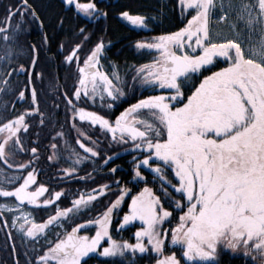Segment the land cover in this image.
Returning a JSON list of instances; mask_svg holds the SVG:
<instances>
[{"label": "snow or ice", "instance_id": "6c2138e0", "mask_svg": "<svg viewBox=\"0 0 264 264\" xmlns=\"http://www.w3.org/2000/svg\"><path fill=\"white\" fill-rule=\"evenodd\" d=\"M177 3L182 25L176 31L136 42L135 49L155 55L151 62L131 69L134 85L138 83L153 92L167 90V94L139 99L114 121L79 104L82 97L95 102L98 96L101 101L107 98V107L111 109L113 102L126 95L118 68H113L111 76L101 71L104 41L99 40L87 53H82L90 35L81 27L72 48L64 51V44L58 47L57 55L76 68L77 82L72 93L63 95L72 113L71 119L98 126L110 134L109 146L128 145L125 150L133 153L131 180L135 183L120 187L121 182L115 180L116 198L98 217L87 223L73 221L70 231L49 240L51 226L63 227L66 221L72 220L73 214L91 211L93 202L100 196L106 197L111 186L103 184L91 193L79 195L71 202L72 207H57L53 209L54 215L37 223L33 211L26 206L47 208L64 193L50 192L38 183L39 141H31L30 130L34 121L38 120L42 127L45 120L36 88H31L27 110L0 120V164L15 168L18 173L11 181L12 188H0V197L14 198L0 204V214H12L0 220V225L12 227L22 238L37 243L43 236L48 246L36 264H89L97 257L103 258L101 264H137L144 259H149L150 264L151 261L154 264H224L225 256L229 259L243 256L245 264L248 260L264 264V0H239L238 4L235 0H177ZM62 6L93 20L108 15L94 0H62ZM232 11H236V20L243 22L244 28L237 31L236 23L228 24V35L210 29V20L217 24L227 21ZM120 17L134 27H148L146 16L121 10ZM26 21L39 27L42 43L47 45L45 22L30 0H18L16 5L6 7V15L0 21V41L6 47L9 43L15 44L25 30ZM58 23L63 26L64 19L58 17ZM254 34L260 39L252 43ZM30 48L34 70L39 49L35 44ZM23 72L28 73V83L33 84L32 72L22 64L5 75L11 78L13 73ZM0 84L9 86V80L0 78ZM4 91L0 88V92ZM186 91L190 92L187 96ZM18 98L25 99L24 90L18 92ZM12 107L15 109V105ZM73 128L92 146L80 139L75 141L87 155L72 151L73 165L61 169L69 176L75 172L76 165L101 157L98 141L92 140L75 123ZM53 131L56 135L50 144L52 152L46 159L59 167L62 156L57 152V137L63 133L55 128ZM25 137L31 141L28 146H25ZM21 154L25 158L18 161L17 156ZM101 158L105 165L114 160L112 155ZM144 169L153 174V181L159 182L160 194L145 186L139 194L130 196L128 213L117 231L134 221H139L141 226L134 233V243L118 241L112 235L113 212L133 187L140 182L148 183L142 174ZM108 170L117 172L116 167ZM173 221L174 227L165 228ZM91 224L96 225L95 235H81V230Z\"/></svg>", "mask_w": 264, "mask_h": 264}, {"label": "flooded vegetation", "instance_id": "af4514ba", "mask_svg": "<svg viewBox=\"0 0 264 264\" xmlns=\"http://www.w3.org/2000/svg\"><path fill=\"white\" fill-rule=\"evenodd\" d=\"M99 1L101 3L106 2V4H109V0ZM160 2L164 3L166 7L165 9H167L166 11H170L171 15L175 16L174 24L170 26V28L163 30L161 33L153 34L150 28L140 29L134 27L129 22L123 20L120 17V14H114L115 18L113 19L118 24L122 23L129 30L136 31V29H140L139 31H137L140 32L139 34L130 36L136 38H129L127 40L122 39L121 42L123 43L122 45H120V41H111V39H109L108 37H90V41L85 44V47L82 49V53H87L89 49L94 47V45L102 39L106 45V49L104 52V58L101 59V71L108 73L110 76L114 67L118 68L120 72L121 69L117 63V60L130 51H133L135 56H140L141 54H143L142 60L140 61L139 65L151 62L152 57L153 55H155V53L148 54L146 53V51H138L134 47L135 43L138 41L148 40L159 35L167 34L172 31H176L182 25L181 10L177 3V0H160ZM235 2L238 4L239 0H235ZM17 3L18 0H0V21H3L4 16L6 15V7L8 5H16ZM30 3L40 12L42 19L45 22V32L47 33L49 42L47 45L42 43L41 30L35 23H31L29 21L25 22V30L18 36L15 44L9 43L6 47L4 42L0 41V57H4V59H0V78L9 80V86L0 84V88L5 89L4 92H0V120L12 118L17 112L27 110L30 105L31 88H36L40 112L43 114V119L45 120V124L42 127L39 125L38 120L34 121L33 127L30 130L32 133L31 141H39L40 159L38 161L37 171L41 174L38 176V183L44 185L45 187H48L50 192L54 193L55 191H61L64 193V195L59 201H55L47 208L41 207L39 209H32V206H26V209L33 211L34 219L36 218L34 214L35 211L47 209L49 212H51L49 213V216L54 215L55 213L53 209L57 207L61 209L72 207L71 202L74 199H78L79 195H82L84 193H91L93 189H98L103 184H108L111 186V190L107 192L106 197L100 196L98 200L93 202L94 207L90 206L91 211L82 210L84 212L83 215H85L86 217H90L91 219L77 222V224H79L98 217L104 210H106V208L110 205V202L114 201V199L116 198L115 194L118 191L117 186L114 183L115 180H119L121 182L120 187H131V184L135 183V181L131 180L133 153L131 151L125 150L129 147L128 145L121 146L111 144V146H109L111 142L110 134L104 133L99 129L98 126L91 127L87 124V122L81 123L78 119L76 121H73L71 119L72 113L67 109L66 103L63 99V95L65 92H67L68 94L72 93L73 87L77 82L76 68L74 65L69 66L64 63L63 56L57 55V52L60 44L65 45L64 51L72 48L74 46V42H77V37H72V35L69 33L72 27H61L58 23V19L56 20L54 17H52V13L54 4L57 3L58 7H60V9L62 10V15L65 13L70 14L71 18L67 17L66 21L72 22V20H74L77 22V18L79 17L80 21L83 22L82 27L86 29V27L90 26V28H92V24H94V26L96 25L97 31L103 30V24L108 18L100 17V19L93 20L85 18L82 15L78 16L74 12H70L67 8L63 7L62 0H30ZM115 3H119V0H114V4ZM96 4L98 5L99 2H97ZM234 13L235 12L232 11L228 14V24L235 20ZM217 15H219V12H217ZM62 18L65 19L64 17ZM55 22H57L58 24H55L54 28L52 29V25ZM210 22L216 23L215 20H210ZM224 23L225 21L219 24ZM58 31H61L62 33H59ZM253 37V40H255V42L260 39V36L258 34H254ZM33 44H35L39 49L38 53H36L38 59L34 70L31 68V59L33 53L31 52L30 48V46ZM9 49H11V52H9ZM125 50L126 52H124ZM81 59H83V55L81 56ZM21 64L30 72H32L33 84L28 83L27 72L19 73L18 75L16 73H13L11 78L5 75L6 72H10L12 68H16ZM128 70L129 69H126V71ZM37 73H42V78H37ZM121 87L125 86L123 85ZM129 87L132 89V91H128V93L133 97L132 99H130L129 103L123 101L124 104H122L121 99H119L113 102V108L109 109L107 107V98L105 101H101L97 96L95 102L82 97L79 104L88 111H96L98 114L104 115L105 118L114 121L121 112L127 109L131 104H135L136 102H138L139 99H144L151 94H167V90L157 89L153 92L150 89L142 88L138 83L135 85L131 83ZM21 90L25 91V99L23 101L19 100L18 98V92ZM102 104L104 105L103 107H101ZM13 105H15V109H13ZM56 105H58V107ZM73 123H75L78 128L84 130L92 140L98 141V151L101 153V157L106 158L108 155H112L114 157V160L110 161L109 165H105L101 157H96L91 158L86 164L76 165V170L71 176L61 171V169L69 168L73 165V161L75 160V156L71 155L73 150L79 151L81 155H87L84 154L82 149H79L78 144L75 143L77 139H80L82 142L88 144L89 146H92L89 141H84L83 137H80L78 135L77 129L73 128ZM53 128H55L56 131L63 133L62 137H57V152H59L62 156L59 167L53 166L52 163L46 159V157L52 152V149L50 147V144L53 142L52 137L56 135V132L53 131ZM37 133H39V136H37ZM31 141L27 137H25V146H28ZM24 158V154L17 156L18 161L23 160ZM110 167H116L117 172L115 174L111 173L108 170ZM89 173L91 175H89ZM142 174L146 176L148 183L145 184L144 182H140L137 187H133L129 196H127V198L124 200V202H122L119 208H117L113 212L111 224L112 235L113 238L118 241H126V238L121 233L130 227L132 233H129L130 236L128 238L130 239L131 237L132 242H134L133 233L138 228L137 224H133V226H126L124 229L117 231L119 223H121L123 216L128 213V205H130L131 203L130 196L139 194V192L142 191L145 186L152 188L155 194H160L159 182L153 181V174L148 169H144ZM16 175H18V173L15 168L10 169L6 165L0 164V188H12L14 184L11 183V181ZM80 177H84V179H81ZM47 195L48 193H45V196ZM43 199L44 197H41V200ZM11 201H14V198L0 197V204H6ZM165 206L167 207V204H165ZM11 215V213L4 212L3 214H0V220H4L5 217H10ZM74 215L77 214H73L72 216ZM35 221L37 222L36 219ZM43 221L37 223H42ZM71 222L72 220L66 221L63 227H52L48 231L49 239L51 237L56 238L57 234H60L62 236L64 232L70 231L71 227L74 226ZM174 226L175 221H173L172 225L166 224L165 228H171ZM0 231L6 237L5 239L7 240L8 247L11 251L12 263L15 264L16 262L17 264L15 251H13V244L12 240L9 238V234L10 232H14L17 235L20 234L16 229L12 227H3L2 225H0ZM80 234L94 236L95 228L80 232ZM44 241L45 240L42 236L39 243L44 244ZM177 256H180L179 252H177ZM102 260L103 258L99 257L93 258L89 261V264H101ZM0 264L5 263L0 261ZM137 264H150V261L149 259L138 260ZM151 264H154V261H151Z\"/></svg>", "mask_w": 264, "mask_h": 264}, {"label": "trees", "instance_id": "16d2710c", "mask_svg": "<svg viewBox=\"0 0 264 264\" xmlns=\"http://www.w3.org/2000/svg\"><path fill=\"white\" fill-rule=\"evenodd\" d=\"M81 2H89L90 0H80ZM95 3L99 2L97 5L98 8H101L103 11H106L108 13L107 15V20L103 24V30L102 31H97L96 25L92 24V28L86 27V32L90 35V37L94 36H102V37H108L111 39V41H120V45H122L123 42L122 39L127 40L129 38H136V37H130L133 35H137L140 32L138 29L135 30H129L126 28L122 23H117L113 18H115L114 14H120L121 10H127L130 11L132 14H139L143 15L149 18L147 21L148 27L152 30L153 34H158L161 33L163 30L170 28L174 24V15H171L170 11H166L164 3L160 2V0H119V3L114 4V0H109V4H106V2H100L99 0H94ZM108 9V11H107ZM54 13V14H53ZM53 13L52 17H54L56 20L58 17H64V24L63 28L66 26L67 27H72L71 31L69 33L72 35V37H77V34L79 32V28L82 27L83 22L80 21L79 17L77 18L78 21L72 20V22L66 21V18L70 17V14L65 13L62 15V10L60 7H58V4H54L53 7ZM155 19H152V18ZM76 19V20H77ZM55 24L57 25L58 23L55 22L52 25V29L54 28ZM62 27V26H61ZM54 32V31H52ZM59 33H62L61 31H58ZM58 33V34H59ZM102 33V34H101ZM143 33V31H142ZM101 34V35H100ZM126 52V50L124 51ZM143 54L140 56H135L133 51H130L129 53L124 54L120 58H118L117 63L120 67V76L121 79L125 82L121 86L123 90L126 93L125 97H121V103L123 101L129 103L130 99L133 97L128 93V91H132V89L129 87V85L132 82L131 79V69L133 66H138L140 61L142 60ZM116 62V61H115ZM116 63V64H117ZM126 69H129L126 71ZM218 70V68L216 69ZM208 74V73H206ZM200 79H203V77H200ZM188 87H191V83H189ZM190 92H185V95H189ZM128 105V104H127ZM49 212L47 209L45 210H38L35 211L34 214L36 216L37 222L43 221L45 218L49 216ZM84 212L82 211L81 213L72 216V224L73 221L75 223L82 221V220H87L91 219L90 217H86L83 215ZM71 224V225H72ZM68 229V227H67ZM129 233L131 232V228L129 227L127 230L123 231L121 234L124 235L126 238V241L132 242V239L128 238L130 235ZM11 234V240L13 246H15V256H16V261L19 262V264H36V261L39 259V255L46 250L47 244L44 241V244L42 243H35L32 240H29L27 238H22L21 235H17L14 232H10ZM5 235L0 231V261L4 262L5 264H13L12 263V257H11V251L10 248L8 247L7 240L5 239ZM49 239V235H48ZM54 237H51L49 240H54ZM129 239V240H128ZM35 249V250H34ZM224 264H245V258L243 256H237L229 259L227 256L224 257ZM247 264H253L251 260L247 261ZM256 264H259V261L256 262Z\"/></svg>", "mask_w": 264, "mask_h": 264}, {"label": "rangeland", "instance_id": "374dc122", "mask_svg": "<svg viewBox=\"0 0 264 264\" xmlns=\"http://www.w3.org/2000/svg\"><path fill=\"white\" fill-rule=\"evenodd\" d=\"M233 12H235L234 13L235 14V18H234L235 20L233 22H230L229 24L236 23L237 31H239L241 28H244V24H243V22L236 20L237 13H236V11H233ZM228 22H229L228 19H227V21H225L224 24H217V23L210 22L209 26H210V29H212L213 31H222V32H224L225 35H228V34H230L228 32V29H227ZM252 43H255V40H253ZM122 221H123V218H122ZM122 221H121V223H122ZM133 224H137V226H138V228L135 231L139 230V228L141 226L140 222L139 221H134L130 225H127V226H133ZM135 231H134V233H135ZM134 233H133V238H134ZM134 242H135V238H134ZM104 243H106V242H104ZM104 245L107 246V244H104Z\"/></svg>", "mask_w": 264, "mask_h": 264}, {"label": "water", "instance_id": "95a60500", "mask_svg": "<svg viewBox=\"0 0 264 264\" xmlns=\"http://www.w3.org/2000/svg\"><path fill=\"white\" fill-rule=\"evenodd\" d=\"M127 198V196L125 197V199ZM116 210V209H115ZM114 210V211H115ZM48 219V218H47ZM47 219H45L43 222H45ZM83 223H87V222H83ZM52 227H54V226H51L50 227V229L52 228ZM93 228H96V225H94V224H91V225H88V228L87 229H82L81 230V232H83V231H86V230H89V229H93ZM31 240V239H30ZM15 260V259H14ZM15 264H16V262H15Z\"/></svg>", "mask_w": 264, "mask_h": 264}]
</instances>
